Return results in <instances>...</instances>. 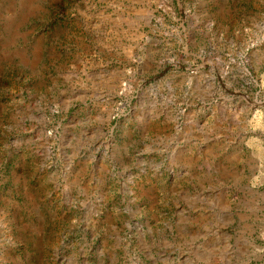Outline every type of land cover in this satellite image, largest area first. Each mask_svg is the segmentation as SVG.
Returning a JSON list of instances; mask_svg holds the SVG:
<instances>
[{
	"label": "rangeland",
	"instance_id": "1",
	"mask_svg": "<svg viewBox=\"0 0 264 264\" xmlns=\"http://www.w3.org/2000/svg\"><path fill=\"white\" fill-rule=\"evenodd\" d=\"M263 53L264 0H0V264H264Z\"/></svg>",
	"mask_w": 264,
	"mask_h": 264
},
{
	"label": "water",
	"instance_id": "2",
	"mask_svg": "<svg viewBox=\"0 0 264 264\" xmlns=\"http://www.w3.org/2000/svg\"><path fill=\"white\" fill-rule=\"evenodd\" d=\"M263 56H264V53H263ZM253 70L256 71V68L253 67Z\"/></svg>",
	"mask_w": 264,
	"mask_h": 264
}]
</instances>
